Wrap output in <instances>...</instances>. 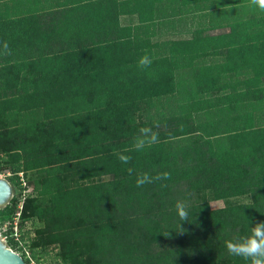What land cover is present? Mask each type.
Masks as SVG:
<instances>
[{"label": "trees", "instance_id": "1", "mask_svg": "<svg viewBox=\"0 0 264 264\" xmlns=\"http://www.w3.org/2000/svg\"><path fill=\"white\" fill-rule=\"evenodd\" d=\"M162 1H122L119 11L154 6L159 16H137L142 24L123 31L110 30L116 16H97L104 29L91 42L67 16H47L49 30L19 35L13 55L0 56V76L33 65L0 82V169L12 185L18 172L41 174L20 209L42 221L33 238L20 234L30 264H43L48 247L60 264H243L225 241L248 230L247 218L264 220V122L256 119L264 110V11L250 0H180L175 10ZM198 3L228 14L229 31L197 29L155 44L165 53H154V26ZM143 55L152 59L147 69L138 66ZM144 126L159 142L136 151ZM164 172L171 178L136 186L139 175ZM209 199L224 205L210 208ZM178 200L195 215L182 229ZM15 204L13 195L0 216L11 217Z\"/></svg>", "mask_w": 264, "mask_h": 264}, {"label": "crops", "instance_id": "2", "mask_svg": "<svg viewBox=\"0 0 264 264\" xmlns=\"http://www.w3.org/2000/svg\"><path fill=\"white\" fill-rule=\"evenodd\" d=\"M122 1L124 0H0V56L4 57L7 55L4 51L5 43L8 46L10 55H13L15 51L13 47L16 42L14 39L19 35L27 34L29 36L32 34L29 33L32 30L43 32L49 30L48 24L50 20H48L47 16H67L64 17V20L67 21V26L76 34L82 33L90 36V39L100 32H97V16H105L102 19L105 22L111 20L108 16H116V23L110 22L111 31H123L124 27H130L131 29L137 27V25L142 24L138 21L137 16H159L153 11L155 9L154 6L143 7L142 10H139L140 14H138L139 11L137 10L125 11L130 9V6L125 3L122 6V9L125 10L119 11V5ZM79 16H94L95 18L91 20L90 18H80ZM53 21H59V19L56 18ZM81 21H88L87 24L83 25V29L80 26ZM92 21L95 22L93 26ZM18 22L22 25H19ZM60 24H62L61 21H59ZM156 27L157 25L154 26L153 30ZM100 28L104 29L102 26ZM220 32L225 33L227 30ZM153 35L155 36L156 34L153 33ZM165 35H168V33ZM86 37L83 38V41L86 40ZM45 43L47 45V42ZM54 45H60V43ZM54 50L56 49L54 48ZM19 51L23 52V48ZM60 66L59 64L57 67ZM15 67V65L8 66L2 70L0 82H3L4 79L10 81L18 80L19 77H22L19 74L21 72L28 73L33 68V65H18L21 72H16L14 70Z\"/></svg>", "mask_w": 264, "mask_h": 264}, {"label": "rangeland", "instance_id": "3", "mask_svg": "<svg viewBox=\"0 0 264 264\" xmlns=\"http://www.w3.org/2000/svg\"><path fill=\"white\" fill-rule=\"evenodd\" d=\"M162 2L167 4L168 6L170 5L172 9L175 10V8L179 5L180 0H164ZM207 9L208 8L205 5L198 3L196 7L192 6V10L183 9L185 11H180V12L175 11L177 13H174L170 21H168L169 17H167L166 20H164V24H162L159 27L157 26L154 29V33L156 35L149 37L150 42L153 45L152 48L153 52L158 55L164 54L165 53L164 49L163 48L161 49L158 45L155 44L160 45L161 42H164L166 40H187V38H189L191 34L195 32L197 29H201V30L205 29V34L210 33L212 35H219L221 34L220 31H224V30H227L228 32L229 29L227 26H225V23L228 21V19L230 20V18L227 16L228 14L226 16H217L216 14H209V12L212 11H209ZM213 12L216 13V10L213 9ZM97 24H98L97 26V32H98L101 23L99 24V22H97ZM223 25L224 27H222ZM166 33H168V35H165ZM85 41L91 42L93 40L90 38L89 39L86 38ZM259 80H263V77H261ZM1 84L2 83H0V86ZM146 112H141V115L145 114ZM262 112L263 113H258L256 116L258 123L264 122V110ZM8 173H9L8 169H0V175L7 176L10 174ZM40 176L41 174L37 173L35 170H29L26 172L25 178L21 177L23 186L21 185L22 183L20 177H19V184L12 185L13 195L16 197V204L14 206L12 215H14V213L17 211H20L22 203L23 201H25L24 198L26 197V193L29 196L34 195V191H35L34 182L38 180ZM22 187L24 189H22ZM237 201L247 202L248 198L238 197ZM208 205L210 208L221 207L224 205V201L221 199H217V200L209 199ZM9 214L10 213L3 214L2 216H0V221L5 218L8 219ZM18 216L19 218L25 217L22 216L20 212ZM26 220L29 221L27 232H30V234L27 233L26 235H28L29 238L31 239L34 237V232L32 231L33 228H37L41 226L42 221L40 219H37L35 216H32L31 218L28 217ZM22 242H23L22 246L21 245L19 246L17 244V246L19 247H17L16 250L18 252H21L22 254H24V251L29 254V250L25 246V244H27V239L24 237V240ZM47 249L48 251L46 253L39 254L40 258L38 260H42L43 264H60L58 259L53 258L54 249L53 248L50 249V247H48ZM27 264H29V262Z\"/></svg>", "mask_w": 264, "mask_h": 264}, {"label": "clouds", "instance_id": "4", "mask_svg": "<svg viewBox=\"0 0 264 264\" xmlns=\"http://www.w3.org/2000/svg\"><path fill=\"white\" fill-rule=\"evenodd\" d=\"M250 4L264 11V0H250ZM4 51L6 54H10L6 43L4 44ZM151 64L152 59L148 55H143L138 60V66L142 69L149 68ZM158 142L159 136L153 130V127L144 126L138 130V134L134 138L133 148L136 151H142L146 147H151ZM117 155L119 160L124 164H128L131 160V156L129 155L120 153H117ZM128 171L131 172L132 169H128ZM170 178V173L167 172L159 173L155 176L149 173H143L137 177L136 186L143 187L146 184L164 181ZM189 207L186 202L181 200L175 203V211L178 216L180 228V221L191 223L194 220L195 215L190 216ZM247 224L248 230L245 233L236 234L226 240L225 248L229 255L240 258L243 264H264V220L256 221L247 218ZM169 235L170 233L167 231L163 236L167 237Z\"/></svg>", "mask_w": 264, "mask_h": 264}, {"label": "water", "instance_id": "5", "mask_svg": "<svg viewBox=\"0 0 264 264\" xmlns=\"http://www.w3.org/2000/svg\"><path fill=\"white\" fill-rule=\"evenodd\" d=\"M13 196V186L6 176L0 175V208ZM0 264H25L20 254L14 251L0 235Z\"/></svg>", "mask_w": 264, "mask_h": 264}, {"label": "built area", "instance_id": "6", "mask_svg": "<svg viewBox=\"0 0 264 264\" xmlns=\"http://www.w3.org/2000/svg\"><path fill=\"white\" fill-rule=\"evenodd\" d=\"M9 174V173H8ZM18 176L20 177L21 180V185L23 186V182H22V176H21V172H18ZM19 212L17 211L14 213V215H11V217H9L8 219H3L0 221V235L3 239H7L8 237L11 238L13 241L16 242V246L17 244L20 246H22V239H20V234L22 232H27V227H28V223L29 221L26 220L27 217L24 218H19ZM22 222V224L19 227V222ZM8 230V231H7ZM33 231V230H32ZM28 234H30V232H27ZM17 246V247H19ZM14 251L18 252L17 250L13 249ZM23 259H27L29 264L33 263L32 258H30L29 254L27 252L24 251V254H22L21 252H18Z\"/></svg>", "mask_w": 264, "mask_h": 264}]
</instances>
